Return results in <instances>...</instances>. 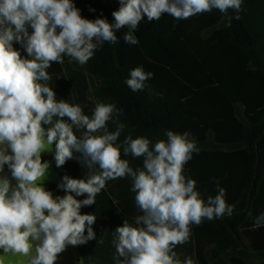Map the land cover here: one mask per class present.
<instances>
[{
  "label": "clouds",
  "instance_id": "1",
  "mask_svg": "<svg viewBox=\"0 0 264 264\" xmlns=\"http://www.w3.org/2000/svg\"><path fill=\"white\" fill-rule=\"evenodd\" d=\"M241 4L242 0H119L110 23L82 17L73 0H0V173L7 165L11 174L0 175L3 253L29 257L34 249L28 264H56L67 246L95 238L91 225L96 217L81 214L82 206L94 204L107 181L127 177L142 214L115 229L116 264H196L190 256L181 259L175 249L189 242L191 226L231 216L235 207L227 203L226 189L218 180L217 194L205 198L196 180L184 174L185 165L199 151L196 141L188 132L166 130V139L155 143L132 135L117 143L125 125L117 123L110 131L108 123L122 109L97 102L89 116L79 104L57 101L47 83V69L63 64L64 57L87 64L105 42L117 43L121 28L129 29L125 42L137 44L132 33L145 17L152 22L165 14L186 20L213 9L239 13ZM14 44H20L27 56ZM153 76L138 66L125 83L133 92L143 91ZM53 145L57 167L71 159L74 150L83 154L89 168L99 166L85 179L65 176L60 185L63 197H53L44 187L50 165L42 153ZM122 155L142 157V167H131ZM72 193L87 198L77 200ZM261 226L264 213L256 217L253 228Z\"/></svg>",
  "mask_w": 264,
  "mask_h": 264
},
{
  "label": "trees",
  "instance_id": "2",
  "mask_svg": "<svg viewBox=\"0 0 264 264\" xmlns=\"http://www.w3.org/2000/svg\"><path fill=\"white\" fill-rule=\"evenodd\" d=\"M255 1L242 0L241 5ZM73 3L82 17L105 18L110 23L114 22L112 12L119 8V0ZM128 31L126 27L116 31V44L105 42L87 64L77 63L75 75L69 72L66 77L62 64L53 63L47 69L51 77L47 83L56 99L77 101L89 116L97 102L114 103L122 109L114 118L125 125L117 143L128 135L146 136L155 143L166 139V130L188 132L199 151L185 165L184 174L196 180L205 198L217 194L218 180L226 189L227 203L235 206L231 216L191 226L196 263L236 264V249L248 245L264 252V226L253 228L256 217L264 213V59L258 51L264 35H252L240 11L231 9L227 14L213 9L186 20L165 14L148 22L145 17L132 33L138 40L135 45L125 42ZM14 47L27 56L20 44ZM138 66L154 76L143 91L133 92L125 81ZM117 123H108V129L114 131ZM122 158L133 168L142 167V157ZM42 160L51 161L59 172L60 181L48 185V191L59 197L66 194L60 187L65 176L85 179L99 171L96 164L89 168L83 154L75 150L59 167L54 153ZM72 195L77 200L87 198V194ZM95 198L110 207L105 188ZM122 202L124 208L130 206ZM88 211L89 206L80 209L81 214ZM124 215L134 218L130 212ZM77 246L83 263L90 264L89 240Z\"/></svg>",
  "mask_w": 264,
  "mask_h": 264
},
{
  "label": "crops",
  "instance_id": "3",
  "mask_svg": "<svg viewBox=\"0 0 264 264\" xmlns=\"http://www.w3.org/2000/svg\"><path fill=\"white\" fill-rule=\"evenodd\" d=\"M252 6L261 8V16L264 19V0H257L254 2ZM242 11H240L241 13ZM242 18L243 14L241 13ZM262 19V20H263ZM243 21L249 30L248 25L246 24L244 18ZM257 26V23H256ZM251 33V32H250ZM64 69V75L66 77L67 74L72 73L75 75L77 73V62L72 61L69 62L67 57H64V63L62 64ZM73 70V72H71ZM97 85L96 82L93 83ZM94 86L91 87V94L94 92ZM94 99V97H90ZM58 99L57 101H59ZM77 104V101L75 102ZM117 119H113L110 121V124L117 123ZM54 147L52 146L51 151L42 153V158L49 157L53 155ZM50 165L46 176L44 178V187L48 190V185L56 184L60 181V175L54 164L51 161H47ZM133 164V162H132ZM8 175L10 177V172L8 169L4 170V173H0V175ZM16 181L13 179L12 184L15 185ZM131 188V179L130 178H118L108 182V185L105 187V190L109 196V200L106 201L110 207L104 206L103 202L97 198H95V203L89 206L88 214L94 215L96 217L95 222L91 227L95 233V238L89 240V245L91 250L89 252V261L90 264H116L114 260L115 247L112 243L114 238V232L117 226L123 224L124 220L129 221V223H134V218L131 219L129 216H126L127 212L132 213V216L136 217L141 215L139 209L135 205V194L130 191ZM131 192V193H130ZM53 197H59L56 192H51ZM130 193V194H129ZM128 202L130 206L124 208L121 203ZM119 219V220H118ZM263 234V233H262ZM87 235V231H86ZM264 236V235H262ZM102 241V242H101ZM259 247H252L250 245L243 246L241 249H236L235 252V262L239 264H264V252L259 250ZM178 254H181V259L185 257H191L196 262V247H194V239L193 232L191 230V237L189 242L178 246L176 249ZM243 252V257H239L237 254ZM34 249L30 253L34 255ZM29 257H25L19 254L12 253H3V250L0 249V264H28ZM56 264H84L82 260V256L79 250V247L69 245L61 254H59ZM197 264V263H196Z\"/></svg>",
  "mask_w": 264,
  "mask_h": 264
},
{
  "label": "rangeland",
  "instance_id": "4",
  "mask_svg": "<svg viewBox=\"0 0 264 264\" xmlns=\"http://www.w3.org/2000/svg\"><path fill=\"white\" fill-rule=\"evenodd\" d=\"M253 4L255 3L253 2L250 4L241 5L240 11H242L241 13L243 14V18L246 24L248 25L251 34L252 35H258V34L264 35V19L261 16L262 10L259 7L254 8L252 6ZM256 23H257V26H256ZM258 51H259L260 56L264 59V38L260 40L259 42Z\"/></svg>",
  "mask_w": 264,
  "mask_h": 264
}]
</instances>
